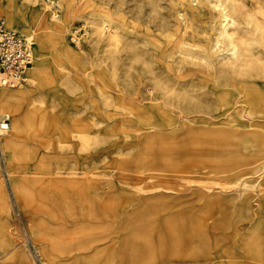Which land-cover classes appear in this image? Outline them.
<instances>
[{
  "label": "rangeland",
  "instance_id": "374dc122",
  "mask_svg": "<svg viewBox=\"0 0 264 264\" xmlns=\"http://www.w3.org/2000/svg\"><path fill=\"white\" fill-rule=\"evenodd\" d=\"M0 19L33 55L0 86V264H34L25 233L42 264H264V0H0Z\"/></svg>",
  "mask_w": 264,
  "mask_h": 264
},
{
  "label": "built area",
  "instance_id": "2783aa9c",
  "mask_svg": "<svg viewBox=\"0 0 264 264\" xmlns=\"http://www.w3.org/2000/svg\"><path fill=\"white\" fill-rule=\"evenodd\" d=\"M32 63L33 55L27 38L8 28L0 19V86L17 88L24 84V73Z\"/></svg>",
  "mask_w": 264,
  "mask_h": 264
},
{
  "label": "bare ground",
  "instance_id": "6f19581e",
  "mask_svg": "<svg viewBox=\"0 0 264 264\" xmlns=\"http://www.w3.org/2000/svg\"><path fill=\"white\" fill-rule=\"evenodd\" d=\"M9 22L13 26H22V25H25V24L27 26V24H28V23H26V21H25V19H24L23 16H21V17L20 16H17L16 13L10 14V16H9ZM219 24L222 27L221 28L222 30H221L220 35L221 36H228V33L224 29L225 28V25H222L223 22L221 21ZM180 32H181V29H177L176 32H175V35L176 36H175V39L174 40H177V41H175V43H174V47L172 49V53H188V54H191L192 52H190L189 50L181 48L180 44L183 42V37L179 35ZM231 42H233V41H231ZM28 70H31V67ZM225 119H227V120H225L226 122L223 121V124H226L227 122L228 123H231L232 122L230 120L229 115H227ZM10 129H11V127L9 125H6L4 122L0 121V134L1 133L3 134V132H5L6 130L9 131ZM263 164H264V158L263 159H260L258 161V163L255 164V166H254L255 169H256L255 171H257L258 169L262 168ZM9 191H10L9 194H10L11 198L12 199H15L12 190H9ZM13 203H14V213L17 216H19L20 214H19V211L17 210V208L15 206V202H13ZM24 236H25V242H26V244H27V246L29 247V250H30L29 252H30V256L32 258V262L34 264H42L41 263V260H40V254L37 251V249L35 248V246L33 245V242L31 240L30 236L27 235V233H25ZM17 255L21 258V263H23V264H24V260L25 259L27 261H31V260L28 259V257L26 256V254L24 252H22V251H19L17 253Z\"/></svg>",
  "mask_w": 264,
  "mask_h": 264
}]
</instances>
